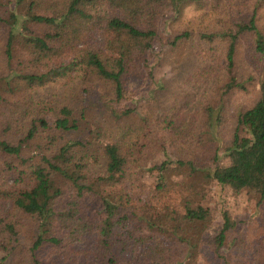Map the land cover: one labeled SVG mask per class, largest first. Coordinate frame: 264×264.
<instances>
[{
    "label": "rangeland",
    "instance_id": "374dc122",
    "mask_svg": "<svg viewBox=\"0 0 264 264\" xmlns=\"http://www.w3.org/2000/svg\"><path fill=\"white\" fill-rule=\"evenodd\" d=\"M35 1L29 6L25 0L18 7L19 21H22L24 14H51L52 10L47 7L50 0ZM60 1L54 0L55 7ZM92 5V15L126 17L136 27L156 32L155 40L139 55L137 68L125 78L123 98L116 100L112 85L98 79L80 64L87 49L113 55L107 43L112 36L107 31L96 27L81 30L79 27L85 24H78V35L54 42L59 50L31 66L27 62L30 53L18 40L11 45L9 62H4L5 26L0 23V96L7 104L0 105V112L7 115L5 107H9L13 101L34 100L37 106L32 117H42L48 126L52 125L61 106L70 109L78 127L65 138L85 139L90 137L88 133L92 127L104 129L105 133L91 137L93 142L83 172L84 177L91 180L104 172L102 147L111 139L110 129L122 121L121 118L138 120L149 113L157 114L159 97L160 107H168L174 101L180 108L175 109V119H181L197 131L201 125L199 122L204 119L202 107L207 102L218 100L222 107L219 112L221 122L216 126L220 155L217 162L225 163L221 150L230 139L236 113L249 107L258 97L257 79L262 59L254 51L252 34H239L231 72L237 79L244 80L245 89L233 88L222 93L218 80L225 71L226 40L215 38L210 46H206V42L198 38L197 32L232 30L235 23H246L252 17L256 29L264 38V0H120L119 5L124 8L119 12L118 7L106 0ZM12 9V0H0V18H6ZM26 26L39 35L50 31L44 24L30 22ZM184 30L190 32L189 37L172 47L168 41ZM185 61H189V64L182 63ZM61 66L69 67L64 75L41 86H27L19 74L5 78L10 70L17 73L27 69L36 72ZM207 71H210L209 75ZM25 117H29L28 113ZM2 126L0 122V129ZM7 128L10 130L0 133L1 138L14 134L15 129ZM170 139L171 134L165 128L153 126L146 129L140 140L142 152L138 163L127 169L122 183L95 184V193L100 196L84 198L86 205H89V220L94 226L104 216L97 206L101 196L116 200L119 207L124 209L119 211L124 215L123 220L118 221L107 235L111 244V264H264V200L257 205L247 194L233 193L213 180H202L198 174L182 177L169 171L159 181L157 168L153 167L164 161V153L173 159L176 145ZM213 144L205 142V139L200 143L206 147ZM6 158L9 159V156ZM208 165L213 164L209 161ZM55 178L64 192L61 199L64 202L70 186L61 177ZM12 179L13 174L3 170L0 158V188L12 184ZM192 187H195V191H191ZM187 195L208 209L211 218L202 225L181 221L182 204ZM221 210H226L235 224L225 232L221 246L217 247L214 236L221 221ZM164 214H168L169 219ZM0 217L10 222L15 231V239L9 243L11 248H0V257L6 253L5 264L105 262L99 254L91 252L96 245L94 227V232L83 231L82 241L73 244L71 252L61 254L59 248L49 242H42L32 249L38 233L35 217L14 209L9 201L1 198ZM52 227H57L56 221L52 222Z\"/></svg>",
    "mask_w": 264,
    "mask_h": 264
},
{
    "label": "trees",
    "instance_id": "16d2710c",
    "mask_svg": "<svg viewBox=\"0 0 264 264\" xmlns=\"http://www.w3.org/2000/svg\"><path fill=\"white\" fill-rule=\"evenodd\" d=\"M12 1L14 9L6 18H0V23L5 26L4 62H9L11 58V45L14 41L18 40L27 49L30 53L27 62L33 66L59 50L55 48L54 42H61L63 37L72 38L73 35H78V24H85L79 27L81 30H87L89 27L102 29L112 36L111 39H107V43L113 55H103L97 49H87L80 64L98 79L110 83L116 100L123 98L125 78L137 68L139 55L149 48L156 37L153 29L136 27L126 17L92 15L91 5L104 0H61L56 7L54 0H50L47 6L52 10L50 15L24 14L22 21H19L20 15L16 10L25 0ZM26 1L29 6L36 3L35 0ZM106 1L118 7L117 12L124 8L119 5L120 0ZM30 22L44 24L50 31L43 35L35 34L26 26V23ZM234 26L233 31L230 29L223 32H197L198 38L205 41L206 46H210L215 38L226 40L225 71L218 80L222 93L233 88L245 89L244 80L237 79L231 72L235 42L239 34L245 32L252 34L254 51L262 59V67L257 79L258 97L249 107L236 113L230 139L221 150L226 159L223 164L217 162L220 155L216 126L221 122L219 112L222 107L218 100L207 102L202 107L204 119L199 122L201 125L197 131L181 119H175V109L180 108H177L174 101L168 107H160L159 97H157V114L149 113L138 120L121 118L122 121H118V124L110 129L111 139L102 147L105 159L104 172L91 180H87L83 175L89 158V147L93 142L91 137L105 133L104 129L92 127L88 133L90 137L85 139L65 138L78 127L68 107L61 106L52 125L48 126L42 117H32L37 106L34 100L9 102L10 106L5 107L8 111L7 115L0 112V122L3 125L0 133L9 131L7 127L15 129V132L6 138L0 137V158H2L3 170L11 172L13 179L12 184L0 188V198L9 201L14 209L35 217L38 233L31 246L32 249L42 242H49L59 248L61 254H66L72 251L73 244L82 241L80 238L85 234L84 230L94 232L92 231L94 227L96 245L91 252L99 254L105 261L104 264L112 263L111 244L107 235L118 221L123 220L124 215L119 211L124 209L119 207L116 200L101 196L97 206L101 208L104 216L94 226L89 220L87 214L89 205H86L84 198L100 196L95 193V184L122 183L127 169L138 163L142 152L140 143L142 136L146 129L153 126L157 129L165 128L170 132V142L176 145L173 159L164 153V161L153 167L157 168L159 181L169 171L176 172L182 177L198 174L202 180H213L233 193L247 194L257 205L264 200V38L256 29L252 17L246 23L237 22ZM189 35L190 32L184 30L175 34L168 42L172 47H176ZM182 63L188 65L189 61ZM68 68L61 66L36 72L27 69L22 73L10 70L5 78L19 74L27 86H41L64 75ZM209 74L210 71H207V75ZM0 105H7L2 96H0ZM27 113L29 117H25ZM204 139L205 142L214 144L209 147L200 145ZM200 148L203 149L196 152ZM6 156H9V159ZM209 161L212 162V166L208 165ZM56 176L61 177L70 186L64 202H61L64 192L57 184ZM2 185H4L3 180ZM158 185L160 182L157 183ZM191 191H195V187H192ZM182 207L183 214L180 218L183 223L202 225L211 218L208 209L194 202L189 195L184 198ZM220 219L214 236L217 247L221 246L225 232L235 224L226 210L220 211ZM54 221L57 222L55 228L52 227ZM14 239L13 225L0 217L1 250L11 248L9 243ZM74 241L76 242L73 243ZM81 251L91 253L86 249ZM5 256L6 253L0 257V264H5Z\"/></svg>",
    "mask_w": 264,
    "mask_h": 264
}]
</instances>
